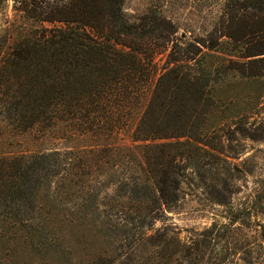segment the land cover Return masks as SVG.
<instances>
[{
    "label": "trees",
    "instance_id": "trees-1",
    "mask_svg": "<svg viewBox=\"0 0 264 264\" xmlns=\"http://www.w3.org/2000/svg\"><path fill=\"white\" fill-rule=\"evenodd\" d=\"M124 1L59 0L41 13L22 9L33 26L8 53L6 94L21 123L27 116L43 136L57 129L73 146L40 154L0 152V231L21 225L42 229L34 193L57 176L55 190L75 195V218L92 215V205L102 199L109 211L128 210L121 221L107 213L113 229H150L163 205L177 203L189 166L200 169L205 157L223 154L220 134L234 124L226 117L233 110L226 96L260 82L264 73V24L242 35L229 33L233 47L221 51L237 57L238 49L241 58H260L240 64L230 59L224 66L206 59L198 45L176 42L158 73L155 49L178 30L162 14L130 22ZM263 4L254 0L248 7L262 10ZM211 40L209 50L218 52L219 43ZM201 176L208 178L206 171ZM108 188H115L114 196ZM48 220L55 229L56 219ZM124 234L134 245L119 264H151L139 255L146 243L157 258L166 257L169 240L145 233L134 239V230Z\"/></svg>",
    "mask_w": 264,
    "mask_h": 264
},
{
    "label": "rangeland",
    "instance_id": "rangeland-1",
    "mask_svg": "<svg viewBox=\"0 0 264 264\" xmlns=\"http://www.w3.org/2000/svg\"><path fill=\"white\" fill-rule=\"evenodd\" d=\"M253 1L125 0L123 10L133 23L151 14H162L174 23L178 30L175 37L171 36V42L160 40L161 46L155 49L154 63L158 73H162L176 42L185 47L194 43L206 59L224 66L229 65L230 59L240 64L264 57L241 58L244 55L238 49L233 54L237 57L221 53L224 49L230 53L233 47L226 35L234 31L242 35L253 26L264 24V4L262 10L248 7ZM48 3L56 5L59 0H0V152L40 154L64 152L73 146L60 139L57 129L43 136L41 127L29 126L27 116L21 123L22 116L14 110L15 101H9L6 94L8 53L14 40L33 26L22 9L41 13ZM211 39L219 43L218 52L209 50ZM223 43L231 47L225 48ZM215 55L219 57L212 58ZM259 79L249 87L245 85L243 92L240 88L238 95L226 96L227 104L233 105L226 117L234 124L220 134L223 154L205 157L200 169L189 166L177 203L163 205L152 228L113 229L107 213L121 221L128 210L122 214L109 211L102 199L92 205V215L75 218V195L68 194V189L55 190L60 177H52L47 181L52 185L44 184L34 193L35 206L42 212L38 215L42 229L24 225L1 229L0 264H119L121 257L123 263L134 245L124 231L133 230L134 239L145 233L146 237L169 240L165 243L164 259L149 251L150 244L141 246L139 255L151 264H264V73ZM216 114L225 118L224 113ZM242 127L244 134L239 130ZM126 140L129 142L128 136ZM205 171L208 178L202 180ZM106 192L114 196L115 188ZM60 211L69 219L63 221ZM134 213L135 210L128 214ZM48 219H56L55 229H50Z\"/></svg>",
    "mask_w": 264,
    "mask_h": 264
}]
</instances>
